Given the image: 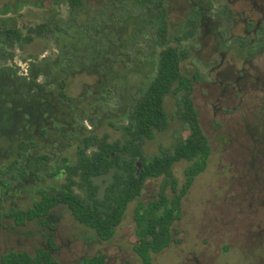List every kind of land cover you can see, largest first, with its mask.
<instances>
[{
  "label": "rangeland",
  "instance_id": "374dc122",
  "mask_svg": "<svg viewBox=\"0 0 264 264\" xmlns=\"http://www.w3.org/2000/svg\"><path fill=\"white\" fill-rule=\"evenodd\" d=\"M85 1L80 14L82 19L91 20V32L98 25L106 28L100 41L121 34L130 43L136 28H140L138 33L145 30L151 39L156 34L148 16L138 17L131 24L126 12V5L134 9L145 0ZM229 1L164 0L172 39L182 34L184 23L195 7L200 12L204 9L205 16L196 37L183 43L191 56L183 62L182 72L187 78L199 80L193 100L212 154L206 171L196 178L184 199L183 218L175 225L181 243L155 255L152 264H264V199L252 202L255 194H264V191L253 184L246 165L250 159L245 153L258 138L246 135L242 121L259 111L264 98L255 80L258 72L264 71V49L254 45L263 31L246 35L248 24L254 28L262 20L264 23V0ZM58 2L60 0H0V26L9 24L26 35L29 28L45 23L58 12L63 17L68 16V3L59 5ZM227 3L233 13L229 20L222 11ZM108 13L111 17L106 18ZM140 13V8H136L132 14ZM105 21L110 26L106 27ZM80 31L77 28L72 31L78 36L71 42L73 47L81 48L83 43L90 42L86 29ZM240 40L248 44H243L242 48ZM116 50L119 54L126 47ZM151 51L147 49L146 55H151ZM57 52L55 42L49 38H36L24 48L18 46L9 51L0 46V259L10 252L34 255L38 249L48 248L49 229L39 220L27 223L22 213L32 210L40 201V191L62 187L65 174L64 171L58 174L59 165L64 158L76 163L84 137L123 140V133L117 129L126 123L135 95L154 71L148 59H142V64L133 60V68L127 71L120 65L107 64L104 69L100 67L104 71L102 76L108 69L112 73L109 81L105 77L103 82L84 66L77 65L75 74L68 79L67 94L73 100L70 103L58 95L57 82L63 77L60 72L43 67L46 77L38 73L32 78L33 70H38ZM102 60L100 55L91 65L97 66ZM244 71L249 72L255 82L241 92L243 81L238 79ZM45 81L48 82L46 89L38 93L37 85ZM114 84L117 87L113 94L106 96L104 86L112 88ZM165 105L170 126L154 140L147 141L145 152L149 157L189 135L177 118L176 97L169 95ZM89 118L91 122L84 120ZM21 143L27 144L23 149L22 170L9 172L8 167L19 159ZM42 155L53 158L49 172L56 174L54 177H49L41 168ZM190 165L183 161L174 167V175L181 185ZM109 180V177L99 178L95 184L103 191ZM162 184L163 178L146 183L141 198L130 205L115 237L108 242L99 240L94 231L75 221L67 206L53 209L50 221L56 227L58 251L54 255L58 264H84L85 258L97 255H104L108 264H143L134 250L138 244L135 210L140 202L148 204L155 200ZM78 191L85 194L83 190Z\"/></svg>",
  "mask_w": 264,
  "mask_h": 264
},
{
  "label": "trees",
  "instance_id": "16d2710c",
  "mask_svg": "<svg viewBox=\"0 0 264 264\" xmlns=\"http://www.w3.org/2000/svg\"><path fill=\"white\" fill-rule=\"evenodd\" d=\"M63 2L69 5L67 17L58 12L45 23L29 28L26 35L21 29L9 24L0 26V46L7 51L18 46L24 48L25 44L32 43L36 38H49L55 42L58 52L52 55V61L46 60L38 70H33V79L38 73L46 77L43 67L60 72L63 77L57 82L58 95L63 101L72 103L73 100L67 94L68 79L75 74L77 65L84 66L103 82L105 77L108 81L110 79L111 71L105 70L106 73L102 76L104 71L100 68H106L107 64L114 67L120 65L127 71L133 68V60L142 64V59H148L154 66V71L144 80L140 91L135 95L126 116V123L117 129L123 133V140L84 137L77 151L76 163L72 164L64 158L62 165H59L58 174L62 171L65 174L62 187H50L40 191V201L32 210L22 213L27 223L39 220L49 229L48 248H40L34 255L28 252H10L1 257L0 264H58L54 255L58 251L53 233L55 227L45 218L60 205L67 206L75 221L94 231L99 240H112L130 205L141 198L146 183L150 179L163 178L158 197L148 204L140 202L134 215L138 237L134 250L143 264H152L155 255L164 252L173 244L181 243L177 238L179 231L175 225L183 218L184 199L196 178L206 171L212 154L210 141L203 132L193 100L195 85L199 80L196 77L187 78L182 72L183 62L191 56L183 43L196 37L200 28L199 15L193 14L184 23L182 34L172 39L164 0H145L142 6H136L141 10L140 15L133 16L136 8L132 9L128 5L126 12L130 16L131 24L138 17L148 16L149 23L154 26L152 31L156 30L152 39L145 30L138 33L140 28H136L130 43L121 34L110 37L108 41H100L103 29L106 28L102 29L98 25L91 32V20L81 18L80 10L86 1L60 0L58 3L60 5ZM225 10L230 13L228 17L231 18L232 13L227 6ZM0 13L1 16L2 12ZM144 13L147 15H143ZM108 17H111L109 13L106 18ZM121 21L124 23L125 20L121 18ZM104 23L106 27L110 26L108 22ZM75 28L80 29V32L86 29L89 35L90 42L86 41L81 48L71 44L78 37L72 34ZM124 45L126 50L118 54L116 49ZM85 47L89 49L86 50ZM147 49H152L149 56L145 53ZM100 55L103 56L101 64L92 66V61ZM47 84L45 81L43 85H37L40 87L37 92L45 90ZM116 87V84L112 88L104 86L106 96H111ZM169 95L176 97L179 107L177 118L189 135L187 138H179L172 147L163 148L159 154L149 157L145 152L147 141L154 140L157 134L166 132L170 126L171 119L165 105ZM84 120L91 122L92 119ZM26 146L25 143L21 144L19 159L8 167L9 172L22 170L21 163L25 158L23 149ZM183 161L191 165L186 169L185 181L181 185L174 175V167ZM52 162L53 158L49 155L39 158V164L49 177L56 175L49 172ZM103 177H109L110 180L102 191L95 184V180ZM78 190H83L85 194ZM84 264L108 262L104 255H97L85 258Z\"/></svg>",
  "mask_w": 264,
  "mask_h": 264
},
{
  "label": "flooded vegetation",
  "instance_id": "af4514ba",
  "mask_svg": "<svg viewBox=\"0 0 264 264\" xmlns=\"http://www.w3.org/2000/svg\"><path fill=\"white\" fill-rule=\"evenodd\" d=\"M229 2H231V0ZM200 5L201 4L199 3L198 6H200ZM226 6L228 7V9L232 13V10H231V8H230L228 3H227ZM203 10L204 9H202V11L200 12L199 9H197V7H195L193 9V12L191 13V16L193 14H195V13L199 15L200 27H201V25L203 23V18H204L203 17V15H204V11ZM222 11H223L224 16L228 20L233 17V13H232L231 18L228 17L230 15V13H227V11L225 10V6L222 9ZM191 16L189 18H191ZM189 18H187V20ZM262 31H263V34L262 35L260 34V37H257V41H256V43H254V45H258V46H256V48L264 49L263 47H261V46L264 45V23H263V20H262L261 23H258L256 25H254V28H252L250 26V24H248L247 30H246V35L247 36H251L252 32L260 33ZM240 41L242 43V46L240 45L242 48H243V44L244 45L248 44L244 40H240ZM252 42H253V40L250 41V44H253ZM258 73H259V76L256 77L255 80L260 85V89H261V91L264 94V71H259ZM238 80H242L243 81L242 84H241V88H240L241 92L244 91V90L246 91L249 88V86H251L252 83L255 82V80H253L252 75L249 72H247V71H244V73H241V75L239 76ZM242 121L244 123L246 135L252 136L251 138H253V137L254 138H258V140L255 141L254 146H252L251 148H248L246 150V152H245V153H247V158L250 159L249 163L246 164V165L249 166L250 176H251V180H252L253 184L255 186H257L258 189H259V186H260L261 190L264 191L263 190V188H264V98L263 97L261 99L259 111L256 114H251L249 116L247 115ZM21 144H24V143H21ZM21 144H20V148H21ZM261 193H259L258 195L255 194V197L253 198L252 202L262 201L264 199V194H261ZM51 212L46 217V218H48V222L50 224H51V221H50ZM255 215H256V218H257L258 213L255 214ZM52 226H54V225H52ZM44 227H46V226H44ZM258 228L261 229V226H259ZM55 230H56V227H55ZM55 230L53 231L54 235H55ZM55 240H56V235H55Z\"/></svg>",
  "mask_w": 264,
  "mask_h": 264
}]
</instances>
